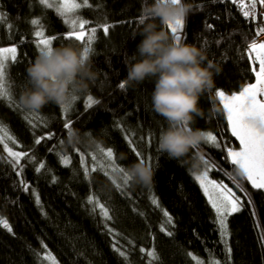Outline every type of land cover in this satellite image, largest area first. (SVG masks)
<instances>
[{"label":"trees","instance_id":"trees-1","mask_svg":"<svg viewBox=\"0 0 264 264\" xmlns=\"http://www.w3.org/2000/svg\"><path fill=\"white\" fill-rule=\"evenodd\" d=\"M77 2L83 4V0ZM144 2L89 0L91 7L82 6L68 14L69 20H89L91 24L86 29L97 27L93 43L85 45L67 37L71 26L55 7L48 8L39 0H0V47L17 48V61H10L6 69V95H0V126L13 138V149L33 157L25 156L19 171L0 143V217L11 226L10 232L0 226V264H46L41 257L48 252L60 264H149L151 257L146 251L153 248L158 255L157 264H196L189 253L204 264H210L212 259L221 264H264V190L251 188L239 175V169L226 159V148H237L238 143L231 136L216 95L219 89L232 93L253 81L246 45L256 38V30L233 0H190L194 10L185 19L182 32H177L181 42L203 47L208 59L220 69L214 76V88L201 97L200 106L205 113L196 118L193 127L216 135L224 142V151L203 142L194 146L189 155L202 153L209 163L214 162L235 177L232 181L218 169L209 171L232 188L243 204L241 211L227 221L229 259L216 213L200 184L187 165L158 148L159 134L167 127V120L152 109L154 80L119 87L127 75L126 60L141 39L134 34L141 20L148 19L142 12ZM33 20L39 23L33 24ZM102 24L109 25L107 35L99 28ZM37 26L43 28L44 36L57 37L53 47L69 43L81 48L89 46L94 65L100 70L90 91L79 94L66 112L56 104L33 111L20 102L27 85L26 69L40 53ZM164 27L173 38L169 26ZM87 96L95 98L91 108L84 106ZM213 105L220 111L212 112ZM66 119L70 120L71 129L92 130L100 139L99 146L85 143L65 150ZM133 146L139 157L132 151ZM97 148H113L121 167L138 159L149 161L151 157L156 170L153 185L128 182L117 189L99 168L91 171L90 152ZM121 154H126L127 159H120ZM63 156L70 157L69 165L62 162ZM82 157L90 180L84 175ZM245 192L250 194L251 204ZM92 194L109 209L112 219L107 221V227L99 210L94 212L87 202ZM153 197L158 205L152 204ZM164 211L171 216V223H165ZM108 228L115 233L110 234Z\"/></svg>","mask_w":264,"mask_h":264},{"label":"clouds","instance_id":"clouds-1","mask_svg":"<svg viewBox=\"0 0 264 264\" xmlns=\"http://www.w3.org/2000/svg\"><path fill=\"white\" fill-rule=\"evenodd\" d=\"M193 10L190 0H145L142 12L148 19L142 20L134 34L141 39L126 60L127 75L122 83L132 87L154 80L152 109L167 120V127L159 134L158 148L169 158L187 165L195 175L203 170V154H189L194 146L205 142L207 131L193 124L197 117L204 116L201 97L214 88V76L220 69L208 59L203 47L178 42L164 27L186 19ZM26 72L27 85L19 99L33 111H41L49 104L70 107L79 94L90 91L100 76L92 50L71 43L40 51ZM211 110L218 112L220 108L213 105ZM85 143L98 147L100 139L92 130L82 132L73 128L67 133L63 147L67 150ZM120 159H127V155L121 154ZM123 168L128 182L153 185L156 170L151 162L138 159Z\"/></svg>","mask_w":264,"mask_h":264},{"label":"snow or ice","instance_id":"snow-or-ice-1","mask_svg":"<svg viewBox=\"0 0 264 264\" xmlns=\"http://www.w3.org/2000/svg\"><path fill=\"white\" fill-rule=\"evenodd\" d=\"M43 5H46L48 8L53 7L52 3L49 0H39ZM175 2V0H173ZM236 2V0H233ZM261 5H264V0H259ZM257 5V0H250V5L244 4L243 0H240V6L242 8H248L249 10L243 11L244 17L255 18V9ZM82 6L91 7L89 0H83V4L78 3L77 0H60V4L57 7V11L66 17L65 23L70 24L71 31L67 32V37L69 39H75L76 41H82L85 45H91L96 38L97 27H90L86 29V25H90L91 22L87 19H67L68 14L76 12ZM142 22V20H141ZM33 24H38L39 21L33 20ZM185 19H179L175 23H170L168 26L173 34V39L178 42L181 41V36L177 35V32L185 28ZM114 27V25H113ZM211 27V26H209ZM99 28L102 29L105 35L109 32V25L102 24L99 25ZM261 33H264V27H259L257 29V36ZM35 36L40 38L37 43L40 47V51L50 49L53 47V42L57 40L55 35L53 36H44L42 30H37ZM247 47V57L251 61V73L254 74V82L248 83L245 86H241L240 90L237 92H232L231 94L226 93L224 90L219 89L216 91L217 97H219L223 108L227 114V125L230 129L231 136L235 137L239 141L238 150L233 147L226 148V159H229L233 166H236L239 169V175L249 181L253 188L264 190V42L257 43L254 39L251 43L246 45ZM85 50L89 49V46L84 47ZM9 61H17V48L12 47H0V95H6L3 89V78L5 76V67ZM120 88H124L123 83L119 85ZM88 100L91 102L92 97L89 96ZM88 108L92 107V103L87 105ZM64 128L71 130V123H65ZM43 138V137H42ZM51 138V137H49ZM11 140L12 137H7ZM5 140L4 136H0V142ZM129 144L132 141H128ZM35 143L39 144L40 140H36ZM63 143V140L60 141ZM206 144L213 146L214 149H221L222 153L224 149L222 148L223 141L218 140L217 136L211 132H207L206 135ZM4 149L7 151L8 156L12 159V163L18 167L19 161L22 157L28 156L30 159L33 157L30 154L24 153L22 151H14L12 147H9L7 143L3 145ZM132 151L137 157L140 156V153L135 150L133 146ZM102 154L101 161H97L96 156L93 155L92 161L93 166L91 168L92 172L97 171L99 168L106 176H109L112 179V182L116 185L117 189H121V184L117 183L116 175L118 173H123L122 180L123 184L126 186L129 181L127 173L124 171V168L116 163L115 153L113 148L100 149ZM204 160L205 169L199 174H195L194 178L199 182L200 187L207 197L208 203L211 205V208L214 209L216 217L218 219L219 228L221 232V239L226 245L225 252L228 254L230 259L231 247L228 246V227L227 220L228 217L233 213H239L243 207V204L232 188L228 187L223 181H217L209 177V171L213 169H218L220 173L228 177L230 180L235 181V177L231 176L228 172H225L222 168H219V165L209 163L208 159ZM210 159V158H209ZM103 160H107V163H103ZM151 157H149V162ZM62 162L65 166L69 165L71 160L68 156L62 157ZM81 165L83 167V172L86 178L90 180L89 168L83 159L81 158ZM44 164H40V168H43ZM39 171V168L37 169ZM21 183H24L21 180ZM239 189V185H237ZM25 190L27 186L25 185ZM244 191L243 189H239ZM245 195L248 196V203L251 204V196L247 192ZM36 202L39 204V195H36ZM87 202L92 204L93 211L99 210L100 215L104 218L107 227V221L112 219L109 209L105 204L99 201V198L94 194L87 197ZM153 205H158V200L154 197L152 199ZM164 216L166 217L165 223H171V216L164 211ZM0 226L11 231V226L8 224L6 218L0 217ZM110 234L115 233L114 229H107ZM163 230V229H162ZM169 236L172 235L171 232L167 233ZM261 239L264 240V232L261 233ZM115 251L127 259V256L122 252L116 245H113ZM146 251V250H141ZM146 254L151 257L149 264H157L158 255L155 252V249L146 251ZM188 255L192 256V259L196 261V264H204L203 260L198 259L191 253ZM211 256V253L209 254ZM41 260H47L51 264H59L56 258L48 252L45 257H41ZM210 264H221L220 261L212 259ZM227 264V261L225 262Z\"/></svg>","mask_w":264,"mask_h":264},{"label":"rangeland","instance_id":"rangeland-1","mask_svg":"<svg viewBox=\"0 0 264 264\" xmlns=\"http://www.w3.org/2000/svg\"><path fill=\"white\" fill-rule=\"evenodd\" d=\"M49 2L52 3L53 7H55L56 9H57V7H58L59 4H60V0H49ZM37 30H42V31L44 32V30H43V28H42L41 26H37L36 31H37ZM182 30H183V29L179 30L178 33L182 32ZM37 38H38V37H37ZM38 39H40V38H38ZM38 46H39V45H38ZM11 47H12V46H11ZM39 49H40V47H39ZM9 62H10V61H9ZM9 62H8V63H9ZM8 63L6 64V67H5V76H4L3 81H2L4 92H6L7 87H8V85H7V81H6V79H7V78H6V69H7V65H8ZM88 97H89V96H87V97L84 99V106H85V108H88L87 105H88L89 103H92V104L95 103V98H94V97L91 96V97H92V101H91V102L88 100ZM64 109H65V112H66L68 108H64ZM69 122H70V120L66 119V123H69ZM0 136H4V137H5V140H4L3 142H0L2 145H4V143H7L9 147H12V146H11V141H12V139H11V140L7 139V137H11L10 134L8 133L7 129L2 128L1 126H0ZM197 147H198V146H197ZM199 149H200V148H199ZM4 150H5V149H4ZM13 150H14V151H18V150H15V149H13ZM5 153H6V156L8 157V159L12 162V159L8 156V153H7L6 150H5ZM93 155L96 156L97 161H101V159H102V154L100 153V149H99V148H97V149H95V150H92V151L90 152V158H91ZM23 159H24V157H22V158L20 159V161H19V165H22ZM90 161H91V162H89V163H91V165L93 166L92 158L90 159ZM102 162L106 164V163H107V160H103ZM14 166L17 167L19 171H22L23 166H22V167H18V166L15 165V164H14ZM203 171H204V169H203L201 172H203ZM201 172H200V173H201ZM198 174H199V173H198ZM209 177H210L211 179H215V178L213 177V175H211L210 172H209ZM116 180H117V183L123 184L122 174H120V175L117 174V175H116ZM215 180H217V179H215ZM217 181H218V180H217ZM198 183H199V182H198ZM228 218H229V217H228ZM227 221H228V220H227ZM46 254H47V253L44 254V257L46 256ZM45 261H46V264H51V262H49V261H47V260H45ZM59 264H60V263H59Z\"/></svg>","mask_w":264,"mask_h":264},{"label":"built area","instance_id":"built-area-1","mask_svg":"<svg viewBox=\"0 0 264 264\" xmlns=\"http://www.w3.org/2000/svg\"><path fill=\"white\" fill-rule=\"evenodd\" d=\"M237 4L240 5V0H236ZM244 4L250 5V0H243ZM257 8H258V14L256 18L248 17L250 22L253 24L255 30L259 27H264V5H261L259 3V0H257ZM243 10H249L248 8H243ZM185 39V33H182V40Z\"/></svg>","mask_w":264,"mask_h":264},{"label":"water","instance_id":"water-1","mask_svg":"<svg viewBox=\"0 0 264 264\" xmlns=\"http://www.w3.org/2000/svg\"><path fill=\"white\" fill-rule=\"evenodd\" d=\"M255 18L257 17V14H258V8H257V6H256V9H255ZM256 33H257V31H256ZM256 41H257V43H260V42H264V33H261V34H259L257 37H256V39H255ZM254 82V79H253V81H251V82H249V83H253ZM248 84V83H247ZM226 92V91H225ZM235 92H237V91H235ZM226 93H228V94H231V93H229V92H226ZM218 100H219V102H220V104H221V106H222V108H223V104L221 103V101H220V99H219V97H218ZM223 111H224V113H225V117H226V120H227V114H226V111L224 110V108H223ZM229 131H230V129H229ZM231 133V132H230ZM236 141H237V143H238V145H239V141L235 138V137H233ZM239 148V147H238ZM238 148H235V149H237L238 150ZM236 167V166H235ZM247 181V180H246ZM248 183H249V185H250V187L251 188H253L252 187V185H251V183L249 182V181H247ZM253 189H255V188H253Z\"/></svg>","mask_w":264,"mask_h":264},{"label":"bare ground","instance_id":"bare-ground-1","mask_svg":"<svg viewBox=\"0 0 264 264\" xmlns=\"http://www.w3.org/2000/svg\"><path fill=\"white\" fill-rule=\"evenodd\" d=\"M255 32H256V31H255ZM238 147H239V145H238ZM238 147H237V148H238Z\"/></svg>","mask_w":264,"mask_h":264}]
</instances>
